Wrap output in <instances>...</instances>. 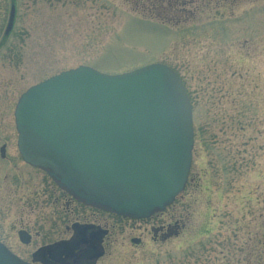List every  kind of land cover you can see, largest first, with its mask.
<instances>
[{
	"label": "rangeland",
	"instance_id": "rangeland-1",
	"mask_svg": "<svg viewBox=\"0 0 264 264\" xmlns=\"http://www.w3.org/2000/svg\"><path fill=\"white\" fill-rule=\"evenodd\" d=\"M185 9L168 21L142 0H0V241L14 254L29 260L64 235L68 217L56 184L17 151L19 95L78 65L116 74L158 62L178 73L191 103L188 180L159 215L135 220L141 230L114 234L97 264H264V0ZM165 222L173 233L163 240L150 225Z\"/></svg>",
	"mask_w": 264,
	"mask_h": 264
},
{
	"label": "water",
	"instance_id": "water-1",
	"mask_svg": "<svg viewBox=\"0 0 264 264\" xmlns=\"http://www.w3.org/2000/svg\"><path fill=\"white\" fill-rule=\"evenodd\" d=\"M13 19L11 6L6 33ZM13 117L22 160L87 204L147 218L185 186L192 112L179 76L165 64L116 74L87 65L60 71L22 92ZM18 238L27 243L29 235L19 230ZM69 242L53 246L73 249ZM42 250L32 253L33 260ZM88 253L101 255L97 248ZM0 264L30 263L0 242Z\"/></svg>",
	"mask_w": 264,
	"mask_h": 264
},
{
	"label": "flooded vegetation",
	"instance_id": "flooded-vegetation-1",
	"mask_svg": "<svg viewBox=\"0 0 264 264\" xmlns=\"http://www.w3.org/2000/svg\"><path fill=\"white\" fill-rule=\"evenodd\" d=\"M56 187L61 193L60 195L63 198L62 205H64L63 210L68 216L63 221L64 225L61 234L63 232L64 235L43 242L37 248H43V250L38 253L34 260L32 257L33 251L30 254V259L26 260L27 262L31 264H97L104 257L110 239L114 234L120 235L127 231L141 230V224L135 222V220L141 219L117 215L107 209L87 204L57 185ZM154 214L159 215V213ZM61 220L63 219L61 218ZM171 228V223L169 222L160 223L157 227L150 225V231L153 234L160 231V237L163 240L172 236ZM23 230L26 231L25 229ZM28 235L30 240V234L28 233ZM69 240L70 242H75L73 249L67 245L59 249L53 246L58 242ZM129 242L138 245L141 242L140 237H131ZM92 248H97L98 253H101L96 259L90 258L88 253Z\"/></svg>",
	"mask_w": 264,
	"mask_h": 264
},
{
	"label": "trees",
	"instance_id": "trees-1",
	"mask_svg": "<svg viewBox=\"0 0 264 264\" xmlns=\"http://www.w3.org/2000/svg\"><path fill=\"white\" fill-rule=\"evenodd\" d=\"M142 2L145 3L149 7V9H153L155 11L158 10L160 12H165V13L170 12V16L166 13V17H165L169 21V18L170 20L173 19L172 16L176 12H180V13L187 12L185 6L190 2V0H142Z\"/></svg>",
	"mask_w": 264,
	"mask_h": 264
}]
</instances>
